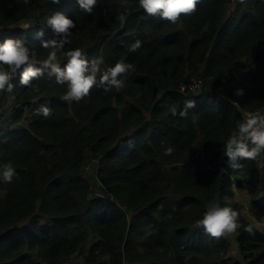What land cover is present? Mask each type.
<instances>
[{
  "label": "trees",
  "instance_id": "obj_1",
  "mask_svg": "<svg viewBox=\"0 0 264 264\" xmlns=\"http://www.w3.org/2000/svg\"><path fill=\"white\" fill-rule=\"evenodd\" d=\"M58 12L76 27L57 62L75 48L102 57L99 86L64 101L67 81L45 71L0 92V164L17 173L0 180V264H264V227L235 201L246 191L264 224V169L222 149L245 114L264 110V0H200L176 23L138 0H100L92 14L75 0H0V42L24 39L41 67L53 50L42 43L60 40L47 24ZM121 60L133 65L125 86L106 91L101 76ZM210 201L239 211L235 233L195 226Z\"/></svg>",
  "mask_w": 264,
  "mask_h": 264
},
{
  "label": "clouds",
  "instance_id": "obj_2",
  "mask_svg": "<svg viewBox=\"0 0 264 264\" xmlns=\"http://www.w3.org/2000/svg\"><path fill=\"white\" fill-rule=\"evenodd\" d=\"M61 0H50L51 4H59ZM81 10L92 14L95 6L100 0H75ZM200 0H138V7L148 16H158L159 18L176 23L182 15L193 13ZM48 26L54 35H60V40L55 39L44 41L43 47H52L46 59L41 61V67L35 66L36 53L26 46L24 39H6L0 42V92H12L14 88L13 79L19 75L21 85H29L34 78H38L45 71L49 75L56 74L58 82L67 81V90L61 97L64 101H79L87 96L94 85H97V73L100 71L102 57H97L91 61L87 58V53L80 48L72 49L66 53L67 63L61 67L57 62V51L64 48L68 38L73 34L72 29L76 27L73 19L63 13H56L47 20ZM33 27L32 23L24 22L21 29L28 30ZM62 34V35H61ZM140 47L137 41L132 46V51ZM7 66V67H5ZM133 69V65L118 61L113 67L108 69L101 76L100 84L106 85L105 90L111 88L120 90L125 86L127 75ZM242 94V90H241ZM195 107L194 101H187L181 116L188 114L187 110ZM45 117L50 114L47 107L42 106L37 110ZM251 145V147H250ZM223 155L234 161L237 157L255 159L264 153V117L252 115L239 125L237 132L233 133L224 143ZM173 152L172 147L166 149V154ZM233 168L241 165H231ZM16 171L11 162L0 164V180L11 182ZM239 211L230 206H221L218 201H210L202 218L195 221L197 228H202L204 233L210 237L219 238L235 233L241 227L238 222ZM258 226V225H257ZM245 231L252 233L253 226L245 227Z\"/></svg>",
  "mask_w": 264,
  "mask_h": 264
},
{
  "label": "rangeland",
  "instance_id": "obj_3",
  "mask_svg": "<svg viewBox=\"0 0 264 264\" xmlns=\"http://www.w3.org/2000/svg\"><path fill=\"white\" fill-rule=\"evenodd\" d=\"M11 102H12L11 100L10 101L7 100V108L10 106ZM112 168H113V166L110 165L106 169L108 171H110V170H112ZM91 183L93 185V188H95L96 186H95L93 180H91ZM235 201H236V203H238V205L243 210V214H244L245 218L249 220V217H251V215H250V213L248 211L249 203H250V199H249L248 193L246 191L242 190V189L235 188Z\"/></svg>",
  "mask_w": 264,
  "mask_h": 264
},
{
  "label": "built area",
  "instance_id": "obj_4",
  "mask_svg": "<svg viewBox=\"0 0 264 264\" xmlns=\"http://www.w3.org/2000/svg\"><path fill=\"white\" fill-rule=\"evenodd\" d=\"M33 27H35V28H38V23L36 22V23H34L33 24ZM196 89H197V86L195 85V84H193V83H191L190 85H188V86H186L185 87V90L186 91H190V92H192V93H194L195 91H196ZM11 100V99H10ZM12 101V100H11ZM3 113H4V106L2 107V106H0V119H1V117H2V115H3ZM252 115H255V116H257V117H264V110L262 109V110H260V111H257V112H253V113H247V114H245V120L244 121H246L248 118H250ZM243 121V122H244ZM250 147H251V145H250ZM254 160V163L260 168V169H264V153H262L261 155H259V156H257L255 159H253Z\"/></svg>",
  "mask_w": 264,
  "mask_h": 264
},
{
  "label": "crops",
  "instance_id": "obj_5",
  "mask_svg": "<svg viewBox=\"0 0 264 264\" xmlns=\"http://www.w3.org/2000/svg\"><path fill=\"white\" fill-rule=\"evenodd\" d=\"M249 213H250V211H249ZM249 220H251L252 223H253L258 229H262V228L264 227V224H260V223L256 222V220H255L253 217H249ZM257 225H258V226H257ZM236 252H237V250H236V249H233V251H232V257H233V258L237 257Z\"/></svg>",
  "mask_w": 264,
  "mask_h": 264
},
{
  "label": "water",
  "instance_id": "obj_6",
  "mask_svg": "<svg viewBox=\"0 0 264 264\" xmlns=\"http://www.w3.org/2000/svg\"><path fill=\"white\" fill-rule=\"evenodd\" d=\"M15 228H17V225H14L13 227L9 228L8 231L13 230Z\"/></svg>",
  "mask_w": 264,
  "mask_h": 264
},
{
  "label": "bare ground",
  "instance_id": "obj_7",
  "mask_svg": "<svg viewBox=\"0 0 264 264\" xmlns=\"http://www.w3.org/2000/svg\"><path fill=\"white\" fill-rule=\"evenodd\" d=\"M197 86V82L194 83Z\"/></svg>",
  "mask_w": 264,
  "mask_h": 264
}]
</instances>
